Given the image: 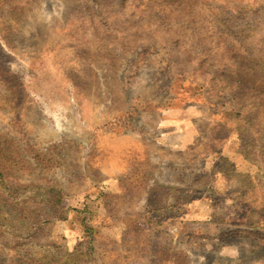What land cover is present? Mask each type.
Listing matches in <instances>:
<instances>
[{
	"label": "rangeland",
	"instance_id": "rangeland-1",
	"mask_svg": "<svg viewBox=\"0 0 264 264\" xmlns=\"http://www.w3.org/2000/svg\"><path fill=\"white\" fill-rule=\"evenodd\" d=\"M0 264H264V0H0Z\"/></svg>",
	"mask_w": 264,
	"mask_h": 264
},
{
	"label": "crops",
	"instance_id": "crops-1",
	"mask_svg": "<svg viewBox=\"0 0 264 264\" xmlns=\"http://www.w3.org/2000/svg\"><path fill=\"white\" fill-rule=\"evenodd\" d=\"M202 107V106H200ZM190 108H181L179 110L173 111V112H179L177 113V116H174L175 118H170L173 119V123H169V124H176V123H181V124H189V126H187L184 129H177L174 132H171L170 134H168L167 136L157 139L156 142L158 144H168L167 146L175 149V150H180L183 152L187 151L188 153L186 154H196L199 151V147L202 145V142L200 141L201 139V132H202V128H198L195 125V122L201 123V121H205L208 124H210V126L212 127L213 130L218 129V130H223L225 131V134H223L222 136L218 137V138H212L213 139V143L216 144L218 146V152L213 154V155H217L219 158H223V159H227V162H234L232 156L234 155V150L232 148L233 146V140H234V132L232 131V129L230 130L229 127H227L226 123H218L217 120H215L214 118V112L213 110H211V112L209 113L208 111H201L198 110L196 112H199L200 114L198 115V117L196 116V112L193 113L192 116V112L191 111H187L185 109H190ZM206 110V108H204ZM203 110V108H202ZM190 112V113H189ZM196 118V119H195ZM178 121V122H177ZM207 140V139H206ZM239 155V154H237ZM238 164H240V161L238 160L237 162V166ZM133 169L132 166L127 167V174L131 173V170ZM153 183V182H151Z\"/></svg>",
	"mask_w": 264,
	"mask_h": 264
}]
</instances>
